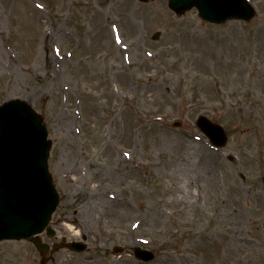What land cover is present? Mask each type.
<instances>
[{
	"label": "rangeland",
	"instance_id": "obj_1",
	"mask_svg": "<svg viewBox=\"0 0 264 264\" xmlns=\"http://www.w3.org/2000/svg\"><path fill=\"white\" fill-rule=\"evenodd\" d=\"M249 1L250 22L213 25L167 0H0V104L29 103L52 142L56 238H41H87L54 264H264V0ZM40 259L0 243V264Z\"/></svg>",
	"mask_w": 264,
	"mask_h": 264
},
{
	"label": "water",
	"instance_id": "obj_2",
	"mask_svg": "<svg viewBox=\"0 0 264 264\" xmlns=\"http://www.w3.org/2000/svg\"><path fill=\"white\" fill-rule=\"evenodd\" d=\"M196 7L199 16L212 23L227 19L250 20L254 14L246 0H169V8L177 14ZM158 34L154 36L157 38ZM200 131L213 146L226 144L221 126L201 116L196 121ZM51 142L42 119L24 101L15 100L0 106V241L28 239L44 257L48 246L37 234L47 230L58 205V195L48 172L47 159ZM264 185V178H263ZM80 251L78 244L54 246ZM135 257L149 260L152 255L135 251ZM45 260L41 264H44Z\"/></svg>",
	"mask_w": 264,
	"mask_h": 264
}]
</instances>
